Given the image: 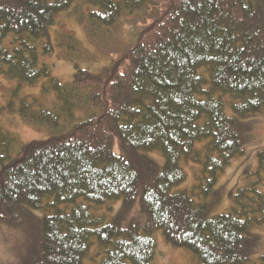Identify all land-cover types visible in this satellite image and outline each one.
I'll return each instance as SVG.
<instances>
[{
  "label": "trees",
  "instance_id": "16d2710c",
  "mask_svg": "<svg viewBox=\"0 0 264 264\" xmlns=\"http://www.w3.org/2000/svg\"><path fill=\"white\" fill-rule=\"evenodd\" d=\"M77 1L98 8L78 18L89 32L128 17L134 39L98 72L72 59L63 83L41 63L39 42L55 52L51 33ZM59 39L78 54L76 37ZM0 75L18 82L0 113L51 134L24 143L0 126V225L22 235L10 264H87L93 248L96 264H152L157 231L197 264H264L252 259L264 151L257 178L215 213L221 174L252 140L242 120L264 113V0H0ZM41 81V96L20 97ZM190 164L194 185L176 189ZM116 201L110 219L91 211ZM133 208L144 224H124Z\"/></svg>",
  "mask_w": 264,
  "mask_h": 264
},
{
  "label": "rangeland",
  "instance_id": "374dc122",
  "mask_svg": "<svg viewBox=\"0 0 264 264\" xmlns=\"http://www.w3.org/2000/svg\"><path fill=\"white\" fill-rule=\"evenodd\" d=\"M82 3V1H77L70 10L62 13L59 25L51 33V42L55 45V52L51 56L44 54L41 47L48 40L42 39L39 42L41 63H46L51 68L53 76L63 83H70L73 79L75 67L72 59H75L81 68L98 72L100 68L109 64L110 54H118V50L126 48L134 39V22H131L132 20L128 17L116 29L98 27L95 33L89 32L87 23L82 25L78 18L81 15H88L91 11L98 10V8ZM138 13L135 12L134 14L138 15ZM70 34L76 37L80 44L78 54H73V57L67 52L66 47L60 46L62 42L59 39L60 37L67 38ZM42 82L37 86L24 85L19 92L20 97L28 95L41 96ZM17 86L18 82L16 80L0 75V107L6 106L11 101V93ZM46 100L47 105L53 104L55 101L54 94H48ZM225 100L227 101L229 98L227 97ZM226 113L233 115L228 105L226 106ZM242 121L249 126L252 140L245 146L244 154L234 158L226 171L221 174L216 190L221 196L222 203L215 213H222L229 209L231 205L228 198L230 190L247 183L248 176L251 179L257 178L260 167L258 154L264 151V113ZM0 126L4 130L15 134L24 143L45 141L51 137L50 132L27 123L18 112L9 113L6 110L1 112ZM196 168L197 166L194 164L187 166L188 179L176 189H190L194 185V170ZM262 176L264 180V171ZM260 189L264 192V182ZM121 205V201L109 202L102 208L92 206L91 211L94 215L105 216L110 219L120 210ZM145 221L146 215L138 208H133L124 217L125 225L131 222L142 225ZM254 232L261 236V243L255 253L252 254V259L259 262V258L264 256V227L256 228ZM21 237V232L0 225V264H10L17 259ZM154 238L157 242V252L152 264H197L191 251L185 248L172 247L166 242L161 231H157ZM92 251L87 259V264H96V250Z\"/></svg>",
  "mask_w": 264,
  "mask_h": 264
}]
</instances>
